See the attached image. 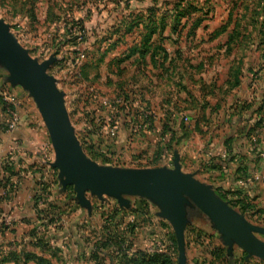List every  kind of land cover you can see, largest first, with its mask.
<instances>
[{
  "label": "rangeland",
  "instance_id": "1",
  "mask_svg": "<svg viewBox=\"0 0 264 264\" xmlns=\"http://www.w3.org/2000/svg\"><path fill=\"white\" fill-rule=\"evenodd\" d=\"M0 18L33 57L56 58L48 73L64 93L84 153L101 165L159 167L180 153L190 163L203 158L208 140L223 144L264 127V0H0ZM4 70L5 89L19 111L16 127L35 135V161L46 164L54 149L42 114L24 84ZM120 134L124 147L115 140ZM92 136H98V148ZM106 137L111 141L102 148ZM125 152L134 162L123 161ZM10 154L8 149L0 158ZM90 195L98 209L88 223L98 227L100 240L106 233L114 238L111 246L101 241L97 261L90 255L88 263H73L122 264L126 254L129 264L132 258L131 264H178L175 228L158 202L136 193L123 192V201ZM14 201L0 199V257L27 228ZM188 203V210L196 207ZM195 217L203 226L187 232L188 264L239 263L230 255L241 247L226 244L203 213Z\"/></svg>",
  "mask_w": 264,
  "mask_h": 264
},
{
  "label": "crops",
  "instance_id": "2",
  "mask_svg": "<svg viewBox=\"0 0 264 264\" xmlns=\"http://www.w3.org/2000/svg\"><path fill=\"white\" fill-rule=\"evenodd\" d=\"M151 67L156 71L153 65ZM3 68L5 69L0 63V90L5 88L3 77H1L6 72L3 71ZM1 102L0 96V155H4V152L9 149L13 153L10 154L13 157L6 160H4V156L0 158V178L8 177L10 180L8 185L0 186V195H5L0 199L8 201L14 199V204L15 202L20 204L21 215L18 219L27 228L23 235L16 232L18 242L15 243L14 249L1 252L0 264L7 262L14 264H75L73 261L83 259L88 263L90 255L93 257L91 234L88 233L98 230V227L91 226L88 220L92 219L90 217L93 216V211L96 214L98 204L91 202V208H88L78 202L74 186H65L63 184L65 176H62L61 171L53 166L56 159L55 153L52 158H46L47 160L44 161L46 164L35 161L38 159L34 153L39 150V143H37L35 135L30 134L29 128H23L22 125L10 130L7 124L11 117ZM150 125L152 126V124ZM167 125L176 131L179 130L175 123L165 124V127ZM254 129L256 128H252V130L249 128L241 135L237 133L236 140L225 141L223 144L216 145L209 140L206 141L203 145V151L206 152H202L205 154H203V158L192 159L189 161L190 163H184L181 153L177 155L184 172L194 174L199 180L201 179L196 176L197 174L205 176V181H201L210 185L233 210L241 214L251 224L264 227V127ZM126 131L127 129L125 133ZM233 135L234 133L229 134L227 140ZM92 137L97 142L96 148H98V136ZM106 138L100 140L99 145L102 148H104V142L111 141L108 137ZM161 139L163 140L165 137ZM115 140H120L117 141L120 147L125 146L121 134ZM124 154L122 159L125 162H134L136 159L132 156L133 154L129 155L126 152ZM31 155H33V159L35 158L34 161L30 160L26 165L23 164L22 160L30 159ZM174 159L170 161L166 159L167 162L159 166L174 167ZM4 165L11 167L7 173L4 171ZM46 169L49 173H46ZM70 186L73 189H69ZM45 191L47 196L42 199ZM7 192H10L13 197L8 198ZM90 194L87 193L89 199ZM14 195L17 197L14 198ZM188 209L189 205L187 206L186 236L188 231L191 232V229L194 231L203 226L201 221L200 223L196 222L195 217L202 215V212L196 207ZM24 210L29 213L23 212ZM83 211L87 212L89 219L84 220ZM3 222L4 220L0 224L1 228ZM205 228L208 229L206 226ZM86 232L88 233L86 234ZM73 253L74 258L71 256ZM235 253L236 256L230 255V259L234 257L235 260L240 259V262L236 264H264L263 259L251 255L242 248H240V252Z\"/></svg>",
  "mask_w": 264,
  "mask_h": 264
},
{
  "label": "water",
  "instance_id": "3",
  "mask_svg": "<svg viewBox=\"0 0 264 264\" xmlns=\"http://www.w3.org/2000/svg\"><path fill=\"white\" fill-rule=\"evenodd\" d=\"M56 60L51 57L39 61L33 57L0 18V63L20 81L33 96L47 126L55 153L53 166L65 176L63 184L73 185L76 198L83 206L91 208L87 193L101 196L116 195L123 201L122 193L143 194L154 199L174 225L178 264H188L186 250L187 206L193 204L205 214L222 235L226 244L236 243L251 255L264 260V227L251 224L233 210L208 184L192 173L184 172L179 156L174 167H124L106 166L90 159L83 151L66 108L64 93L56 79L48 73Z\"/></svg>",
  "mask_w": 264,
  "mask_h": 264
},
{
  "label": "trees",
  "instance_id": "4",
  "mask_svg": "<svg viewBox=\"0 0 264 264\" xmlns=\"http://www.w3.org/2000/svg\"><path fill=\"white\" fill-rule=\"evenodd\" d=\"M5 109V108H4ZM4 171L7 173L10 169H11V167H9L8 165H4ZM0 174H1V168H0ZM9 178L8 177H4V178H0V186H6V185H8V183H9ZM14 186V185H13ZM12 186V187H13ZM69 189H73V187L72 186H70L69 187ZM8 198H11V193L10 192H7V195H6ZM40 199H41V197H40ZM115 225H117V224H115ZM116 228L114 227H110V231H109V233L110 232H113V233H116L117 234V231L115 230ZM93 233H94V235H93V237H92V243H91V253L93 254L92 256H93V258L97 261L98 260V258H99V255H98V252L99 253H101L102 251V249L100 248V246L102 245V243H101V241H103V240H100L101 238H100V236H98V231H95V230H93L92 231ZM106 236H107V238L105 239V241H103V246H106V244H109V246H111L112 245V242H113V238H114V236H109V235H107V233H106ZM100 238V239H99ZM101 249V250H100ZM117 254H112L111 256L115 259V258H117V256H118V252H116ZM124 257V256H123ZM125 257L127 258V260H126V263H122V264H129V258L126 256V254H125ZM125 257H124V259H125ZM113 259V260H114ZM134 260H133V258H132V261L131 262H133ZM131 262H130V264H131ZM151 262H153V260H150V261H148V263H151Z\"/></svg>",
  "mask_w": 264,
  "mask_h": 264
},
{
  "label": "built area",
  "instance_id": "5",
  "mask_svg": "<svg viewBox=\"0 0 264 264\" xmlns=\"http://www.w3.org/2000/svg\"><path fill=\"white\" fill-rule=\"evenodd\" d=\"M0 96H1L3 107L5 108V110L11 117V120L8 122L7 126L10 130H13L16 128L17 120H18L17 109L12 106V103L15 104V102L13 101L10 94L5 88L0 90ZM147 113L151 114L150 111H147ZM117 128H118V123L115 121V124L113 125V129H117Z\"/></svg>",
  "mask_w": 264,
  "mask_h": 264
}]
</instances>
